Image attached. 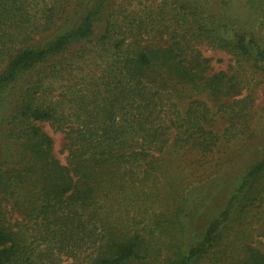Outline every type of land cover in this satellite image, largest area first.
<instances>
[{
  "label": "trees",
  "instance_id": "obj_1",
  "mask_svg": "<svg viewBox=\"0 0 264 264\" xmlns=\"http://www.w3.org/2000/svg\"><path fill=\"white\" fill-rule=\"evenodd\" d=\"M71 1L0 0V264H264V0Z\"/></svg>",
  "mask_w": 264,
  "mask_h": 264
},
{
  "label": "rangeland",
  "instance_id": "obj_2",
  "mask_svg": "<svg viewBox=\"0 0 264 264\" xmlns=\"http://www.w3.org/2000/svg\"><path fill=\"white\" fill-rule=\"evenodd\" d=\"M77 1L78 0H72L69 5V8L72 9ZM162 1L163 0H109L107 9L103 16V19L98 24L97 35L101 32V29L106 24V19H107L108 14L110 13V10L113 11L114 9H117L120 7L126 10L125 12H123V14L125 15L130 14V11H134L133 12L134 14L141 15L144 13L145 10L147 11L149 9H152V11L155 14L157 7ZM229 9L232 13L234 12L237 15H239V14H242V12H244L246 8H245L244 3L241 0H232V3L230 4ZM226 13L228 14V8L226 9ZM200 48L204 56L210 59L212 73L220 72V71H228L234 65V59L227 52L223 50H219V49H213L206 45H202ZM257 81H260V78H258ZM255 91H256L255 97L257 101L256 105L258 104L259 106L260 104H262V106H264V83H260V85L257 86ZM258 110L259 111H257V117L254 120V125L262 126L264 124V119L262 117L261 118L259 117V115H261L262 112L260 109ZM42 127L53 139V151H54L55 156L59 158V160L62 163L65 164L67 161V152H64V146H65L64 134L61 131L56 130L48 122H43ZM15 219L20 220V218H17L16 216H14L12 218L13 223L15 222L14 221ZM253 241L255 242V243L253 242L254 244H259L264 250V237H259V238L254 237ZM62 264H74V263L71 260H65Z\"/></svg>",
  "mask_w": 264,
  "mask_h": 264
}]
</instances>
